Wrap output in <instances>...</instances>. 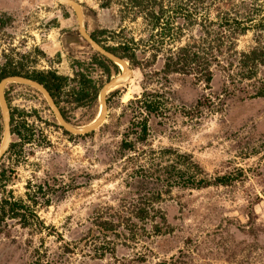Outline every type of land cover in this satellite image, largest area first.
I'll use <instances>...</instances> for the list:
<instances>
[{"label": "rangeland", "instance_id": "rangeland-1", "mask_svg": "<svg viewBox=\"0 0 264 264\" xmlns=\"http://www.w3.org/2000/svg\"><path fill=\"white\" fill-rule=\"evenodd\" d=\"M73 1L85 32L131 74L107 92L103 122L80 135L36 87L4 85L0 264H264V96L255 95L264 68L237 75L240 54L264 47V0ZM185 47L203 55L202 70L167 71L166 58ZM0 68L36 82L66 77L51 96L76 129L97 117L102 87L122 73L58 0H0ZM0 125L1 148V102ZM141 198L144 230H99Z\"/></svg>", "mask_w": 264, "mask_h": 264}, {"label": "trees", "instance_id": "trees-1", "mask_svg": "<svg viewBox=\"0 0 264 264\" xmlns=\"http://www.w3.org/2000/svg\"><path fill=\"white\" fill-rule=\"evenodd\" d=\"M203 61L200 62V61ZM205 59L203 55H201L200 52L194 51L189 47L185 48H180L178 51H176L174 56H170L166 58L165 61V69L168 71L169 68H172L174 71H185L188 68H191L192 63H197L198 65H195L197 70H202L201 66H203ZM238 73L237 75L242 77V78H247L250 76L253 72V70L259 66L264 68V47L260 46L257 47L253 50H251L248 53H242L240 54V59L238 61ZM200 64V65H199ZM206 75L202 73L201 75L206 77L208 75H212L209 71H206ZM203 72V71H202ZM14 73H10L6 71L4 68H0V81L9 76L13 75ZM37 80L40 84L44 85V87L50 92L52 96L55 97V94L57 93L58 90H60L61 85L63 84L64 81H66V77L56 75L55 73H47V74H42L40 75ZM82 76V75H81ZM211 80V76L207 77V81ZM82 82L86 85V88H89L91 90H88L90 93V99L94 98L96 96V92L94 89V85L92 84V80L84 79ZM88 94V93H87ZM84 93V95H87ZM83 95V96H84ZM256 96H264V85L260 88L259 91L256 92ZM80 100V99H79ZM147 102V101H145ZM153 104L154 102H147L145 104L146 108L150 111L153 110ZM1 129V125H0ZM12 133H15L14 127L11 129ZM17 134V133H15ZM15 144H11L10 148L13 147ZM168 175H178L179 179L178 180H183V176L185 175L181 171H178L176 167L173 165H169L167 167ZM178 182V181H176ZM148 196H143V199H146ZM142 198L139 199L137 202L134 204L131 203L130 209L127 211L126 215L120 217L118 216V221L119 223L114 224V221H99L98 223V228L101 230L103 233H106L110 230H114L116 227L122 226V229H125L129 231L132 235L136 236V231L137 229L144 230V226L147 222V216L149 214V211L145 207L148 203L147 201L143 200ZM154 195H151L148 197L147 200H153ZM2 209V208H1ZM109 243V242H108Z\"/></svg>", "mask_w": 264, "mask_h": 264}, {"label": "water", "instance_id": "water-1", "mask_svg": "<svg viewBox=\"0 0 264 264\" xmlns=\"http://www.w3.org/2000/svg\"><path fill=\"white\" fill-rule=\"evenodd\" d=\"M60 2H64L67 4L72 5L75 10H76V14H77V19L79 22V32L82 35V37L101 55H103L104 57H106L107 59L115 62L116 64L118 63L119 65H121L122 67V73L111 79L108 83H106L101 91H100V102H101V106L103 108V116L97 121V123L93 126H87L81 129H76L71 127L69 124L66 123V121L64 120V118L62 117L59 109L57 108L51 94L49 93V91L40 83L25 78V77H21V76H9L4 78L1 82H0V102H1V106H2V111H3V121H4V132H5V136H4V141L2 142L1 148H0V156L5 152V150L7 149V147L9 146V142H10V116H9V112H8V108L3 96V92H2V88L4 87L5 84L7 83H11V82H20V83H25V84H29L32 85L34 87H36L38 90H40L43 95L45 96L47 102L49 103L52 111L54 112L57 121L59 122V124L68 132L72 133V134H76V135H80V134H86L89 133L91 131H93L94 129H96L104 120L105 118V114L107 111V103H106V94L107 92L114 86H116L117 84H119L122 81H126L128 80L130 74H131V70L128 68V65L126 63L125 60H123L122 58L108 52L107 50H105L104 48H102L98 43H96L84 30L83 27V21H82V15H81V11H80V6L74 2L73 0H58Z\"/></svg>", "mask_w": 264, "mask_h": 264}, {"label": "bare ground", "instance_id": "bare-ground-1", "mask_svg": "<svg viewBox=\"0 0 264 264\" xmlns=\"http://www.w3.org/2000/svg\"><path fill=\"white\" fill-rule=\"evenodd\" d=\"M118 64V63H117ZM121 66V65H120ZM122 67V66H121ZM102 113H103V108H102V106L100 107V109H99V112H98V115H97V117L90 123V125H89V127L90 126H93V125H95L96 123H97V121L102 117ZM4 141V140H3Z\"/></svg>", "mask_w": 264, "mask_h": 264}]
</instances>
